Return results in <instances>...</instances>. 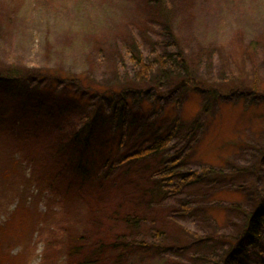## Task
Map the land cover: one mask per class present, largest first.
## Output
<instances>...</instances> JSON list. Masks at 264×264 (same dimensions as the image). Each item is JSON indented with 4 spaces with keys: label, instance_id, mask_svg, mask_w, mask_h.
<instances>
[{
    "label": "rangeland",
    "instance_id": "rangeland-1",
    "mask_svg": "<svg viewBox=\"0 0 264 264\" xmlns=\"http://www.w3.org/2000/svg\"><path fill=\"white\" fill-rule=\"evenodd\" d=\"M167 6L172 33L187 68L185 73L177 70L179 75L166 87L168 96H155L164 99L162 103L150 97L149 84L136 82L134 68L123 56L134 26L141 28L148 20L145 0H0V70L14 66L25 75L10 80L7 86L0 84V264H65L69 239L76 240L78 234L79 241L86 242L95 235L94 224H88L87 219H97L102 213L94 217L86 208L96 195L90 188L94 168L81 154L80 159L90 168L83 180L64 163L65 153L57 152L56 143L58 136H69L70 119L80 118L78 110L84 111V105L76 108L73 100L74 89H80V76L84 78L82 89L94 94L95 89L108 88L116 95L115 84L127 86L132 91L128 95L133 109H129V117L142 121L141 115L151 116L145 130L149 133L164 123L169 128L168 120L174 115L182 118L177 130L180 138L188 133L194 116L202 121L203 128L197 125L182 149L186 167L229 170L236 165L242 169L209 189L220 203L238 198L239 205L248 210L253 208L251 192L264 194V167L259 166L264 155V101L247 91L249 85L264 88V0H167ZM156 30L155 25L153 32ZM115 45L120 47L117 54ZM176 49L175 45L168 47L170 52ZM184 74L189 76L186 81ZM58 77L60 81L53 79ZM65 78L71 79L61 92L59 84L67 81ZM192 80L220 86V97L216 103L210 102L209 112L201 110L210 99L206 92L193 87L182 90V85L170 91L180 82L192 85ZM54 91L60 92L54 95ZM36 96L49 102L41 101L39 107ZM54 99L56 104L50 108ZM98 113L95 138L89 147L98 144L106 150L113 147L115 133L105 111L99 107ZM130 127L134 143L140 138L137 129ZM158 160L157 155L142 163L155 166ZM203 192L204 188L197 186L181 198V202L191 201L200 207L198 212L176 217L181 218L182 227L208 235L206 207L220 218L234 213L222 205L208 206ZM219 252L208 255L217 264ZM207 253L202 246L173 249L142 263L136 255L129 256L126 264H214L211 257H203Z\"/></svg>",
    "mask_w": 264,
    "mask_h": 264
},
{
    "label": "trees",
    "instance_id": "trees-1",
    "mask_svg": "<svg viewBox=\"0 0 264 264\" xmlns=\"http://www.w3.org/2000/svg\"><path fill=\"white\" fill-rule=\"evenodd\" d=\"M145 8L148 20L141 23V28L136 27L140 25L134 26L135 30H132L125 45L123 56L125 59L126 56L128 57L130 67L134 68L136 82L149 84L150 97L160 99L156 97L168 96L166 93L169 89L166 87L173 84V79L179 75L176 73L178 69H183L182 73H185L187 64L184 53L178 44L176 45L172 33L167 0H145ZM155 25L158 26V30L153 32ZM117 43L119 45V42ZM118 45L113 48L116 54L120 49ZM174 45L177 47L176 51H168V47ZM46 75V73L41 74L42 77ZM187 75L184 74L185 81L189 77ZM24 76L18 68L8 66L0 70V84L7 86L6 83H10V80H18ZM53 79L59 80V77ZM68 79L71 78H65L67 81L60 82L61 92L66 91ZM78 82L80 89H74L73 100L78 104L76 108L84 105V111L78 110L80 118L77 115L75 119H70L71 124L67 125L70 129L69 136L62 134L57 137L56 143L59 144L57 152L64 151V163L71 171L75 170L83 180L89 175L90 168L89 164L80 159V155H85L87 161L91 162L95 175L92 176L90 188H94L96 195L92 193L94 203L93 200H86V208L91 214L94 213V217L96 213L100 216L102 213V217L90 221L89 218L87 219L88 224H94L95 235L91 239L80 242L77 238L80 237L78 234H75L76 240L69 239L65 264H126L129 256L135 255L142 263L147 261L144 259H149L159 252L163 254L173 249L186 251L188 248L193 250L196 246H202L208 252L203 257L213 254L214 250H219L217 260L220 264H264V194L261 193L259 196L261 191L251 192L253 208L248 210L239 205L238 198L229 199L227 204L220 203L216 198L217 194L215 196L209 194V189H213L218 182L226 181L229 178L228 174L241 172V167L234 165L235 168L227 170V167L215 169L203 166L199 170H193L184 164L182 149L197 125L203 128L202 121L194 116L191 121L193 125L190 126L188 133L180 138L177 137V130L182 124V118L174 115L168 120L169 128L164 123L159 130L154 132L151 130L149 133L145 130L149 126L148 118L151 116L141 115L142 121L130 119L128 95H131L132 91H128L127 86L122 82L112 87L116 95L111 94V89L108 88L95 89L96 94L94 91L87 92L86 88L81 87L84 82L82 76L78 78ZM191 82L192 85H182V90L193 87L206 92L210 99L201 110L204 113L209 112L212 107L209 105L210 102L216 103L220 97V86H208L200 80ZM35 86L38 88V84ZM249 86L248 93H254L264 101V88ZM37 91L35 94L38 93ZM60 91H54L53 94L58 95ZM139 93L141 96L142 92ZM36 97L38 104L41 101H48L45 97ZM89 99H94V103ZM56 101L54 99L50 102V108L55 106ZM160 101L165 103L162 98ZM99 107L107 114L106 121L115 133L113 147L107 146L106 150L99 148L98 144H95L94 148L89 147L95 138L93 130L98 122ZM130 111L133 112V109L131 108ZM120 126L125 128L124 131L120 130ZM129 126L133 130L137 129L140 138L134 143L133 136L128 133ZM143 136L146 137L142 140ZM138 142H140L139 146L134 147ZM72 143L74 146L71 145ZM68 145H70L69 149ZM72 147L74 149H71ZM172 148L175 151L168 153ZM91 151H93L92 155ZM87 155L91 159H88ZM157 155L159 157L157 165L149 166L142 163L146 158ZM259 162V166L264 167V155ZM197 186L204 188L203 193L208 206L222 205L227 212L234 213L231 217L226 213L225 217L220 218L210 213L206 207L207 224L210 228L208 235L182 227L181 218L176 217L179 213L190 216L197 209V212L200 210V207L191 201L181 202V198L192 194ZM250 189L253 190L254 186ZM225 220L230 225L224 224ZM224 225L227 226L226 230ZM88 231L92 233L93 228L90 227ZM175 231H178L176 236ZM208 257L217 264L212 255Z\"/></svg>",
    "mask_w": 264,
    "mask_h": 264
},
{
    "label": "water",
    "instance_id": "water-1",
    "mask_svg": "<svg viewBox=\"0 0 264 264\" xmlns=\"http://www.w3.org/2000/svg\"><path fill=\"white\" fill-rule=\"evenodd\" d=\"M185 82H180L178 84H176L170 91L175 90L176 88H178L180 85H183Z\"/></svg>",
    "mask_w": 264,
    "mask_h": 264
}]
</instances>
